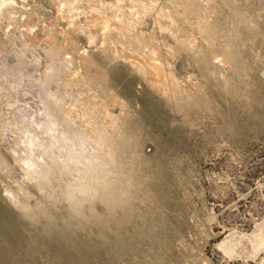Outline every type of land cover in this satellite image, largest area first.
<instances>
[{
    "label": "rangeland",
    "instance_id": "obj_1",
    "mask_svg": "<svg viewBox=\"0 0 264 264\" xmlns=\"http://www.w3.org/2000/svg\"><path fill=\"white\" fill-rule=\"evenodd\" d=\"M0 264H264V0H0Z\"/></svg>",
    "mask_w": 264,
    "mask_h": 264
},
{
    "label": "bare ground",
    "instance_id": "obj_2",
    "mask_svg": "<svg viewBox=\"0 0 264 264\" xmlns=\"http://www.w3.org/2000/svg\"><path fill=\"white\" fill-rule=\"evenodd\" d=\"M114 30V29H113ZM10 217V216H9ZM11 218V217H10ZM13 220V219H12ZM15 221V220H14ZM16 224V223H15ZM14 225V224H13Z\"/></svg>",
    "mask_w": 264,
    "mask_h": 264
}]
</instances>
